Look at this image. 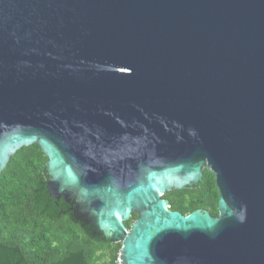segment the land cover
I'll return each mask as SVG.
<instances>
[{
    "label": "water",
    "instance_id": "1",
    "mask_svg": "<svg viewBox=\"0 0 264 264\" xmlns=\"http://www.w3.org/2000/svg\"><path fill=\"white\" fill-rule=\"evenodd\" d=\"M34 144L120 264H264V0H0V174Z\"/></svg>",
    "mask_w": 264,
    "mask_h": 264
},
{
    "label": "trees",
    "instance_id": "2",
    "mask_svg": "<svg viewBox=\"0 0 264 264\" xmlns=\"http://www.w3.org/2000/svg\"><path fill=\"white\" fill-rule=\"evenodd\" d=\"M47 157L39 146L23 147L0 174V264H115L121 248L94 227L75 219L73 206L46 190ZM183 216L200 210L218 216L214 175L204 169L195 187L163 195ZM133 213L124 223L129 229Z\"/></svg>",
    "mask_w": 264,
    "mask_h": 264
},
{
    "label": "built area",
    "instance_id": "3",
    "mask_svg": "<svg viewBox=\"0 0 264 264\" xmlns=\"http://www.w3.org/2000/svg\"><path fill=\"white\" fill-rule=\"evenodd\" d=\"M118 256H119V254H118ZM118 256H117V260H116L115 264H120V262H121V261L119 260Z\"/></svg>",
    "mask_w": 264,
    "mask_h": 264
},
{
    "label": "flooded vegetation",
    "instance_id": "4",
    "mask_svg": "<svg viewBox=\"0 0 264 264\" xmlns=\"http://www.w3.org/2000/svg\"><path fill=\"white\" fill-rule=\"evenodd\" d=\"M105 239H107V238H105ZM109 242H112V241H114V240H112V239H107Z\"/></svg>",
    "mask_w": 264,
    "mask_h": 264
}]
</instances>
